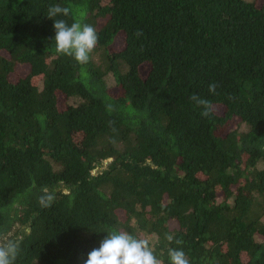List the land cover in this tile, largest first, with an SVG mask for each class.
<instances>
[{
  "label": "trees",
  "instance_id": "1",
  "mask_svg": "<svg viewBox=\"0 0 264 264\" xmlns=\"http://www.w3.org/2000/svg\"><path fill=\"white\" fill-rule=\"evenodd\" d=\"M51 5L95 28L87 63ZM113 231L162 264H264V1L0 0V239L84 264Z\"/></svg>",
  "mask_w": 264,
  "mask_h": 264
},
{
  "label": "clouds",
  "instance_id": "2",
  "mask_svg": "<svg viewBox=\"0 0 264 264\" xmlns=\"http://www.w3.org/2000/svg\"><path fill=\"white\" fill-rule=\"evenodd\" d=\"M69 9L60 5H51L48 9V19L53 21L55 46L57 51L70 56L77 63H87L89 55L98 43V35L95 28L88 24L73 22L67 24L63 19H55L56 16H67ZM215 84L209 86L214 91ZM198 106L207 108L208 101L196 95L190 97ZM204 111L202 115H207ZM47 189L42 192L47 193ZM54 199L53 194L42 195L39 203L48 207ZM171 241L173 237L167 236ZM179 243V241H176ZM19 245L11 239L0 240V264H13L18 252ZM170 264H189V261L182 249L170 248L168 252ZM84 264H162L154 255L147 239H139L128 232L113 231L104 236L97 248H93L87 255Z\"/></svg>",
  "mask_w": 264,
  "mask_h": 264
},
{
  "label": "rangeland",
  "instance_id": "3",
  "mask_svg": "<svg viewBox=\"0 0 264 264\" xmlns=\"http://www.w3.org/2000/svg\"><path fill=\"white\" fill-rule=\"evenodd\" d=\"M263 1H264V0H259V3L263 2ZM121 47H122V40H121V38H118V39L115 41V46H114V48H116V49L118 50V49H121ZM16 71H17V75H18L19 77L24 76V75L26 74V68H24V67H18V68L16 69ZM110 85H111V84H110ZM112 91L114 92L115 89L113 88ZM13 234H14V232H12V233L10 234V237H11V236H14ZM7 237H9V236H7ZM7 237H5V238H3V239H8ZM3 239H0V240H3Z\"/></svg>",
  "mask_w": 264,
  "mask_h": 264
}]
</instances>
